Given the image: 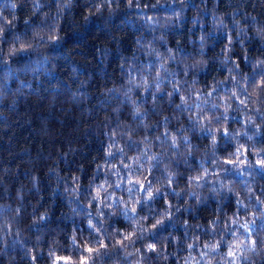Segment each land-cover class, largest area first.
<instances>
[{
	"label": "clouds",
	"instance_id": "obj_1",
	"mask_svg": "<svg viewBox=\"0 0 264 264\" xmlns=\"http://www.w3.org/2000/svg\"><path fill=\"white\" fill-rule=\"evenodd\" d=\"M0 264H264V0H0Z\"/></svg>",
	"mask_w": 264,
	"mask_h": 264
}]
</instances>
